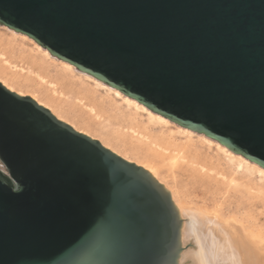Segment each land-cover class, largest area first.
I'll return each mask as SVG.
<instances>
[{"label": "water", "instance_id": "obj_1", "mask_svg": "<svg viewBox=\"0 0 264 264\" xmlns=\"http://www.w3.org/2000/svg\"><path fill=\"white\" fill-rule=\"evenodd\" d=\"M0 26L264 168V0H0ZM148 171L0 83V264H179Z\"/></svg>", "mask_w": 264, "mask_h": 264}, {"label": "rangeland", "instance_id": "obj_2", "mask_svg": "<svg viewBox=\"0 0 264 264\" xmlns=\"http://www.w3.org/2000/svg\"><path fill=\"white\" fill-rule=\"evenodd\" d=\"M5 28L0 26V80L14 91L35 96L77 130L103 141L122 156L152 167L181 203L211 213L221 222L232 220L252 240L258 238L264 245V177L254 171L238 170L214 144L196 136L188 140L174 126L149 125L145 114L126 108L112 92L95 88L77 73L74 76L67 73L73 81L70 85L57 61L44 58L28 37H12ZM80 87L84 92H79ZM90 92H95V102L89 99ZM86 107H93L99 116L92 119L93 123H102L113 133L127 131L128 114L135 123L145 125L146 129H137L142 138L140 151L120 146L84 124Z\"/></svg>", "mask_w": 264, "mask_h": 264}, {"label": "bare ground", "instance_id": "obj_3", "mask_svg": "<svg viewBox=\"0 0 264 264\" xmlns=\"http://www.w3.org/2000/svg\"><path fill=\"white\" fill-rule=\"evenodd\" d=\"M5 30H7L11 34L12 37H16V36H21L23 38L27 37V36L25 37V35L24 36L19 35V33L17 34L13 30L7 29V27L5 28ZM28 40L33 43L34 47H36L38 50H41L43 52L44 58L46 57L47 59L58 62V64L60 65L59 67L61 71H63L62 76L64 77L65 80H67V82L70 85L73 84V81L66 76L67 73L73 76H74V73H77L80 75V77H83L89 82H91L92 84H94L95 88L100 89V90H106L108 92H112L115 97L120 98L125 103L126 108L130 109L131 111L134 110L135 112H140V113L145 114L147 116V123L149 125L157 124L158 126L163 125L165 127L174 126L177 132L181 135H184L185 138L188 140H190L193 136H196L200 138L202 141L206 142L207 144H212V145L214 144L217 147V149L221 151L227 157L228 162L232 164L233 166H235L238 170L242 169L243 171L244 169L245 172L254 171L258 173V176L261 175L262 177H264V168H261L260 166L256 165L253 162H250L244 157L231 152L226 147L204 136L203 134H199L191 130H188L186 128L180 127L170 122L166 118L156 113L151 112L146 107H144L142 104H138L137 101L132 100L131 98H127V96H123V94H121L118 90L111 89L108 86L101 83L100 81H97L95 78L91 77L90 75H87L82 72H78L76 68L73 67L72 65H69L68 63L64 61L58 60L57 58L50 56L47 50H42L40 46L36 44L35 42H33L30 38ZM0 83L3 86H5L7 89L21 96H25L23 93L19 91H14L11 86H8L2 80H0ZM81 87L79 88V92L80 91L84 92V90ZM94 93L95 92L89 93L90 94L89 99H93V102L96 101L95 100L96 97ZM28 96L31 97L33 100H35L39 105L48 109L57 119L69 124L76 131L83 133L93 139H96L92 137L91 135H89L87 132L77 130L75 126L63 120V118L57 115L50 108V106H47L43 102L37 100L35 96L33 95H28ZM101 102L102 104H104L105 100L101 99ZM87 108H88V112H85V116L87 117V119L86 118L83 119L84 124L101 132L104 136L108 137V139H112L115 143L119 144L120 146L130 147L132 148V150L140 151L139 144H142V141H141L142 138L140 139L141 135H139L137 129H142V128L146 129L145 125L141 124L140 122L135 123L136 122L135 119H132L131 118L132 116L128 114L127 122H129V125L126 127L127 131L125 132L123 131V129H121L113 133L109 129H107L104 126V124L99 123V122L93 123L92 119L93 118L97 119V117L99 116L97 115L93 107H86V109ZM98 141L105 148L111 150L112 152L119 155L123 159L129 162L135 163L136 165L144 168L160 184H162L165 187V189L170 193L171 199L175 207L177 208L179 217L181 218V231H180L181 245L183 246L185 243H188L187 246L183 247L184 249L180 255L179 264H264V245L261 244L259 240H257L258 238L255 240L254 239L252 240L250 236L245 234V232L241 229L239 225L232 223V220L231 222L230 221L221 222L220 220L217 219L216 216L210 215L211 213L206 214L204 212H201L197 208L189 207L181 203L180 200L176 198V193L172 191L170 188H168L163 182H161V180H159L156 171L152 167L133 162L127 157L122 156L115 150L111 149L103 141L101 140H98ZM186 247L188 248L185 249Z\"/></svg>", "mask_w": 264, "mask_h": 264}]
</instances>
